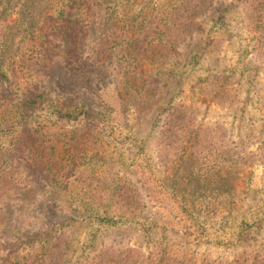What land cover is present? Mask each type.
I'll return each mask as SVG.
<instances>
[{"label": "trees", "instance_id": "trees-1", "mask_svg": "<svg viewBox=\"0 0 264 264\" xmlns=\"http://www.w3.org/2000/svg\"><path fill=\"white\" fill-rule=\"evenodd\" d=\"M230 7L240 11L251 60L264 68V0H0V85L9 73L25 77L56 59L70 60L81 74L66 92L74 101L64 108L45 85L28 88L18 102L0 96V137L11 136L0 144V264H264V216L239 218L233 241L218 257L198 262L174 252L178 230L146 216L145 182L113 165L98 171L103 159L77 154L89 140L74 133L68 145H59L46 120L97 127L114 108L106 100L109 85L88 65L110 63L119 72L121 103L157 132L161 189L204 233L209 221H229L246 205L234 181L255 162L236 150L226 127L203 123L201 114L210 104L243 112L253 83L204 62L208 73L192 85L197 98L189 101L182 89L185 66L202 65L210 43L217 47L212 35L226 24ZM41 110L46 118L37 121ZM21 165L31 177L25 184ZM137 216L144 248L117 245L123 235H107Z\"/></svg>", "mask_w": 264, "mask_h": 264}, {"label": "rangeland", "instance_id": "rangeland-1", "mask_svg": "<svg viewBox=\"0 0 264 264\" xmlns=\"http://www.w3.org/2000/svg\"><path fill=\"white\" fill-rule=\"evenodd\" d=\"M232 1L228 0V2ZM206 22L208 21H204L202 25L208 28L209 23ZM212 37L216 41L217 47L213 49L214 41L210 43L207 51L210 56L202 59V65L194 69L185 66L189 75L186 77L182 89L183 96L189 101L197 98L193 95L192 85L199 76L208 73L206 70L210 66H215L214 68L217 70L236 72L235 78L244 77L245 84L250 80L253 83V100L243 109V112L218 104L204 105L201 120L214 128L218 125L226 127L228 136L231 138L230 142L236 150L238 149L242 156H252L249 161L255 163L244 167L234 181L236 190L245 197V207L230 212L227 222H220V219L215 222L209 221L205 233L201 229L199 230L195 222L182 212L168 191H163L158 185L157 179L165 173H162L158 164V150L155 147L157 132L151 133L149 122H143L133 109L125 103H121L119 96H123V92L119 72L113 65L102 62H90L88 65L91 73L100 75L107 86L109 85L106 89L108 92L106 100L114 108V110L105 112L104 119L99 120L94 129H89L86 127L87 125L80 123L54 122L55 119L46 118V111L42 110L35 115L37 121H42L44 118L49 121L54 132L53 140H59V145H68L70 142L68 140L74 133L77 134L76 136L82 137L83 142L89 140L87 146L81 145L77 154L89 151V156L97 155L98 159H103L97 167L98 171L103 172L113 165L115 171L121 175H128L137 182L138 180L142 183L145 182L144 185L148 187L146 190L150 194L148 195L149 209L146 216L154 218L158 224L178 230L171 240V243H174L173 251L184 253L198 262L206 256L218 257L228 250L225 245L228 241H233L237 221L243 215L250 221L264 216V166L261 163L264 152V68L256 67V63L251 60L252 55L248 52L250 37L241 22L240 11L237 7H230L226 24L213 33ZM243 47L248 49L244 50ZM204 62L208 63L209 68L205 66ZM25 73V77L24 73L17 75L9 73L11 76L9 81L2 79L4 84L0 85V96L18 102L24 91L38 84L40 87L45 85L51 88L50 90L55 94L57 104L61 108L74 101L66 92L68 88L74 86L73 84L81 74L74 69L70 60H50L45 71L36 72L32 69ZM63 75L67 76L65 81H63ZM10 85L12 89H10ZM10 138L11 136H1L0 144ZM18 174L21 184L30 181L31 177L25 165L19 167ZM141 216L142 219L138 216L133 219L132 225L125 224L122 227L108 228L107 235L110 237L112 234L113 236L123 235V239L116 241L117 245L123 246L129 243L131 246L144 248L145 243L142 232L139 230L140 222L138 223V221L147 217ZM95 228L97 226L94 228L88 226L87 230ZM122 231L125 233H119ZM80 234L84 237L85 229H82ZM3 235L0 230V236ZM107 238L111 241L114 237Z\"/></svg>", "mask_w": 264, "mask_h": 264}]
</instances>
